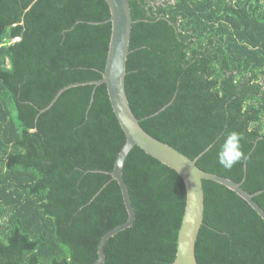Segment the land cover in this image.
<instances>
[{"label": "trees", "instance_id": "1", "mask_svg": "<svg viewBox=\"0 0 264 264\" xmlns=\"http://www.w3.org/2000/svg\"><path fill=\"white\" fill-rule=\"evenodd\" d=\"M129 5L125 91L141 126L201 169L241 182L264 210L260 5ZM109 18L105 0H0V264H92L101 237L127 219L111 176L126 137L106 84L72 85L102 78ZM233 131L245 159L225 169L217 153ZM122 176L135 219L105 242L102 264H172L183 179L137 146ZM203 190L197 263L264 264L261 216L222 184L203 179Z\"/></svg>", "mask_w": 264, "mask_h": 264}, {"label": "water", "instance_id": "2", "mask_svg": "<svg viewBox=\"0 0 264 264\" xmlns=\"http://www.w3.org/2000/svg\"><path fill=\"white\" fill-rule=\"evenodd\" d=\"M105 1L110 10L108 21L111 24V34L102 78L98 81L78 82L72 85L87 83L106 84L114 114L126 137V141L118 153L111 176L120 187L123 203L127 211V219L124 223L112 228L101 237L97 249L98 257L92 264H102L104 262L105 242L118 231L131 226L135 219V210L130 202L127 185L122 176L124 160L134 146L139 147L161 163L175 170L183 179L186 189V202L178 232L176 256L172 264H198L195 256V243L203 222V179L215 181L236 192L263 220L264 210L253 200V196L256 193H249L243 189L241 182L201 169L196 164L197 157L194 159L188 157L171 145L155 138L141 126L140 120L130 107L125 91L126 61L133 23L129 0ZM57 95L53 98L51 104L55 101Z\"/></svg>", "mask_w": 264, "mask_h": 264}, {"label": "clouds", "instance_id": "3", "mask_svg": "<svg viewBox=\"0 0 264 264\" xmlns=\"http://www.w3.org/2000/svg\"><path fill=\"white\" fill-rule=\"evenodd\" d=\"M242 136L238 132H230L227 134L220 150L217 153L219 164L225 169H231L237 163L245 159V155L241 147Z\"/></svg>", "mask_w": 264, "mask_h": 264}, {"label": "flooded vegetation", "instance_id": "4", "mask_svg": "<svg viewBox=\"0 0 264 264\" xmlns=\"http://www.w3.org/2000/svg\"><path fill=\"white\" fill-rule=\"evenodd\" d=\"M229 5L234 6V5H238V3H242L245 0H226ZM253 4H257L260 5L261 9L258 10V14H260L261 16H264V0H248V7L250 8ZM227 22V21H226Z\"/></svg>", "mask_w": 264, "mask_h": 264}]
</instances>
